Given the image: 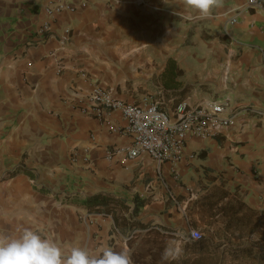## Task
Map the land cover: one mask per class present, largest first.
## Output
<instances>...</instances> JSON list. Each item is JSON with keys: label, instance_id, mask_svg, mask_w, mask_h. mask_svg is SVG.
Returning a JSON list of instances; mask_svg holds the SVG:
<instances>
[{"label": "crops", "instance_id": "crops-1", "mask_svg": "<svg viewBox=\"0 0 264 264\" xmlns=\"http://www.w3.org/2000/svg\"><path fill=\"white\" fill-rule=\"evenodd\" d=\"M59 1L67 7L41 32ZM261 2L223 0L190 19L179 0H0V234L28 228L65 254L114 248L131 234L79 203L106 192L142 204L136 219L159 230L142 236L167 259L192 250L178 233L194 227L205 242L189 256L211 264L220 245L223 264H264ZM96 84L131 102L161 99L169 113L226 97L239 113L215 136L189 137L177 163L130 158L117 152L132 142L112 129L125 125L120 113L82 110Z\"/></svg>", "mask_w": 264, "mask_h": 264}, {"label": "built area", "instance_id": "built-area-1", "mask_svg": "<svg viewBox=\"0 0 264 264\" xmlns=\"http://www.w3.org/2000/svg\"><path fill=\"white\" fill-rule=\"evenodd\" d=\"M252 6H261V0H250ZM67 5L59 1L45 7V19L40 27L41 32L50 30V19ZM232 23L235 19H232ZM69 32V30H68ZM163 101L146 95L140 102L127 101L116 96L109 88L96 84L83 104L82 110L91 113L100 120L107 119L110 112H118L125 120L124 126L112 125L131 137V144L117 148L130 158L148 153L159 163H177L184 155L186 141L189 137L206 138L219 134L221 130L235 122L238 115L229 97L210 101L192 103L189 100L179 101L172 113L161 106ZM113 157V153L108 155ZM185 243L194 242L204 237V233L189 227L178 233Z\"/></svg>", "mask_w": 264, "mask_h": 264}, {"label": "clouds", "instance_id": "clouds-1", "mask_svg": "<svg viewBox=\"0 0 264 264\" xmlns=\"http://www.w3.org/2000/svg\"><path fill=\"white\" fill-rule=\"evenodd\" d=\"M187 12V18H208L223 0H179ZM0 264H132L129 251L119 252L111 247L101 246L95 252L72 247L65 254L51 239L28 228L16 237L0 234Z\"/></svg>", "mask_w": 264, "mask_h": 264}, {"label": "trees", "instance_id": "trees-1", "mask_svg": "<svg viewBox=\"0 0 264 264\" xmlns=\"http://www.w3.org/2000/svg\"><path fill=\"white\" fill-rule=\"evenodd\" d=\"M19 171V168L13 170L14 173H18ZM22 171L33 175L28 169L24 168ZM79 203L90 212L112 215L115 225L120 228L122 232L131 231L133 235L131 234L128 239L131 248H133L135 242L140 239L141 241L148 243L146 246L147 249L142 248L141 244H138V246L135 247L134 251H132V264H158L159 261L163 260L167 261L166 264H205L207 260L200 257H192L187 254L189 251L196 252L198 247L202 246L205 242L204 237L200 240L190 242L193 245V248L192 250H186L183 257L167 259L165 258L162 249L149 247L152 242H150L145 236H142V234L156 233L159 232V230L149 223H144L141 220L136 219L140 213L142 205L137 200L135 202V206L132 207V205H130L126 200L116 196L115 194L98 192L79 200ZM120 217L121 220L119 219ZM219 248L220 245H217L213 248V251L209 252L212 255L209 258L211 264L224 263L225 257L228 255V250L224 248L223 251L220 252ZM243 251L245 252V250ZM148 256L150 257L148 258Z\"/></svg>", "mask_w": 264, "mask_h": 264}, {"label": "rangeland", "instance_id": "rangeland-1", "mask_svg": "<svg viewBox=\"0 0 264 264\" xmlns=\"http://www.w3.org/2000/svg\"><path fill=\"white\" fill-rule=\"evenodd\" d=\"M132 234L131 233V231H126V234ZM139 239V238H138ZM114 240L115 239H113V241H112V243H110V245H113V243H114ZM100 242V241H99ZM185 243V242H184ZM135 244H136V246H138V244H141L142 246V248H145V249H147L146 248V246H147V242H145V241H141V239L140 240H137V242H135ZM126 245L128 246V247H126ZM127 249L128 251H129V254H130V256H131V259H133V257H132V251L129 249V248H131V246H130V243L128 242V241H126V242H124L123 240H121V239H118V242L114 245V248H112L114 251H117V252H119V251H121V250H123V249ZM180 254V250L179 251H177V252H172L171 253V255H174V254ZM175 254V255H176ZM150 256H148V258H149Z\"/></svg>", "mask_w": 264, "mask_h": 264}]
</instances>
